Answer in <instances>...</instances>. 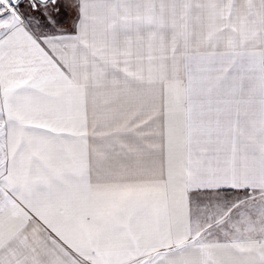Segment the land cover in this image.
<instances>
[{
	"label": "snow or ice",
	"instance_id": "6c2138e0",
	"mask_svg": "<svg viewBox=\"0 0 264 264\" xmlns=\"http://www.w3.org/2000/svg\"><path fill=\"white\" fill-rule=\"evenodd\" d=\"M0 264H264V0H0Z\"/></svg>",
	"mask_w": 264,
	"mask_h": 264
}]
</instances>
